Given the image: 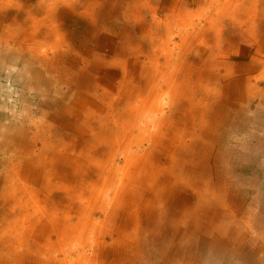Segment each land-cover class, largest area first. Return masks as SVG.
<instances>
[{"label":"bare ground","instance_id":"1","mask_svg":"<svg viewBox=\"0 0 264 264\" xmlns=\"http://www.w3.org/2000/svg\"><path fill=\"white\" fill-rule=\"evenodd\" d=\"M2 1L6 3L7 0ZM102 1V4L106 6L100 11L98 9V6L101 5L100 0H39L34 7H28V11L33 10L37 14H44V17L39 20L37 16L30 14L26 19L32 21L31 26H29L33 31L31 35L44 31L39 34L40 36H45L47 40L43 41L37 37H28L30 38L28 40L34 41L32 45L29 44L30 42L27 39L25 40L27 36H24V38L20 37L19 31L23 29L24 25H18L19 31H16V26H14L16 32H13L11 28H3L4 34L3 36L1 35V38H4L5 41L12 38L14 42L23 48V51H25L24 48L26 47V52H30V55L34 56L40 64L44 65L43 68L51 73V77L47 80L43 76L42 68L40 71H35L31 84L36 89H39L41 82L45 81L50 90L53 87V83H59L60 78L67 85L63 74L71 70L72 75L76 74L77 77L73 79V82L69 83L78 90L75 91L74 95L78 93L81 98L79 97L80 99L75 100L72 91L68 93L64 89L62 94L68 96L66 98L70 102L60 105V108L59 103H57L55 107L69 117L58 116L54 113L55 111L51 114L45 113L44 120L51 118V121L58 122L62 127L54 126L57 129L54 130V127L48 123L47 128L50 130L51 136L48 135L49 138H42L36 133V137L33 140L34 144L41 141L44 148H54V156H59L62 161L65 158L69 164H73V166L69 165L67 168L69 170H59L58 167L56 168L53 165L48 168L47 172L45 171V175H47L44 184L45 193L49 190L61 189L65 194L62 192L63 194L55 195L53 197L54 201L52 200L53 205H50L47 194L44 195V199H40L42 195L40 186L28 191L26 190L28 189V180L22 181V179L18 180L14 177L18 173L16 167H12L11 176L7 178L8 183L0 190V204L2 201L1 209L4 212V217L0 223V264H135L137 260L141 259V253H143L138 244L140 235L142 233L148 234L147 230L150 225L148 219L152 214H155L154 211L162 208L159 213L165 214L166 211L170 212L172 208L177 210L184 208V211H182L183 216H181L182 221L185 222V219H188L187 223H189L191 217H196L197 219V217L204 215L207 216L205 218L209 219L211 223L214 217L210 216L208 212L215 214L219 211L214 210L212 212L209 203H214L215 206H217L216 203L218 206H225L227 201L230 200L225 198L223 203L222 201L219 202V199L217 200L219 197L214 196L215 194L219 196V194L214 192L210 194L208 191L212 186L207 185L201 190L197 188H201V185H206L208 182L207 178L211 173L209 165H212L211 159H215L216 156L213 150L217 146L214 143H222L223 141L222 144H224V139L226 140V137L230 138L228 134L226 136L223 133L224 131H222L225 127V131H227L230 127L229 123H232L233 114L229 115L228 104L230 105L233 98H235L236 100L241 99L245 104L253 105L250 104L252 102L250 91L245 90L243 92L241 86L240 91L239 88L231 90L228 85H226V91L225 87L224 89H217L216 87L210 89L208 85L211 80L207 78V86H205V91H203L202 95L203 100H199L201 102L206 101V106L203 112L199 113V110L195 109L194 112L197 111L196 115L194 112L190 114V117L194 119L199 114L197 118L199 121L198 123L194 122L193 128L198 127L195 132L192 130L186 133L189 137H186L182 132H175L178 129L187 130V128L185 126V128H181L182 119L177 114L175 115L173 102L168 105L163 101L164 97L169 94L174 102L178 101L181 96L175 90L177 84H175L173 79L175 73H178V69L174 68L176 67L175 64H170L176 59L175 53H179L177 57H180L181 63L184 64L187 59H185L183 53L188 50L192 51L198 41H200L198 46L203 45V43L207 45L205 42L206 34L216 30L217 33L210 38L209 52L206 55L212 56L217 52V57L220 59L219 62H222L221 58L225 56L222 54L225 51L223 43L228 32L226 28L236 29L238 32L239 27L236 25L245 23L246 28L242 30V37L256 40L257 21L258 19L260 21L264 20V1L251 0L253 8L250 6L251 8L248 9L246 4H251L250 0H221L220 2L214 0L217 2L210 5L209 12H206L207 15L193 29L195 33L192 34V32L188 31L184 34L182 32L184 35L181 37L182 41L180 43L173 41L169 37L170 35L167 36L165 34L163 36L161 33L164 19H160L161 17L156 19L155 14L158 9H154V4H150L152 0H124L123 3H121L123 0ZM241 2L243 6L239 7ZM64 4L68 5L71 11H74L73 13L76 12L87 16L91 21L89 22L91 23L90 30L86 31L85 35L81 37L83 39L80 42H75L71 38L66 41L59 32L60 29L53 15ZM215 4L217 8L214 10L212 7ZM80 6L82 10H80ZM123 6H125L124 9ZM143 8L145 10L150 9V12L154 15L153 23L148 21V23L141 24L145 21L142 17L140 18V11ZM174 10L175 7L172 11L174 12ZM120 13L122 14L120 15ZM115 16H122L126 20L123 27L125 28L124 31L122 29L121 32H117V35L126 38V42H119L113 37L118 27L112 26L115 22L110 18ZM167 19L166 27L169 29L171 22L175 23L176 21L171 18ZM243 19H246V21H240ZM48 20L51 21L49 24ZM134 21L139 26L136 24L132 25L135 23ZM45 22H47L46 25H49L48 30L41 27ZM224 22L226 23L224 24ZM228 23H231L229 27ZM119 27L121 28L120 25ZM136 28H139L137 29L138 31ZM140 30L144 31L145 34L141 33L138 36L137 33ZM24 32L27 33V29H24ZM126 32L127 34H125ZM102 33L105 34L101 35ZM137 37L148 41L149 48L145 53L140 50V44L138 45L136 42ZM195 39L197 41H194ZM227 41L234 42V38L232 37ZM89 42H93V45H91L92 43L89 44ZM233 42H226L225 44L232 45ZM78 43H80L79 47L84 52H80L77 49L75 45ZM213 44L216 52L211 48ZM139 53H143L142 56L144 58L140 63V69H142L140 70L142 71L139 76L140 79L137 80L135 77V82V78L133 79L131 75L129 76L127 70L128 68L134 69V66L132 68L128 67V56ZM89 56L94 58L90 60ZM135 61H137V57ZM189 62L190 66L187 67L189 72L191 73V69L196 71V67L193 69L191 61ZM59 63H61L60 70L57 67ZM223 63H225L224 60ZM117 66L123 68L121 76L125 81L123 86L120 85L118 87V90H123L120 98H124V100L120 101L121 103H117L114 98V92L117 88L112 81L114 79L113 75L111 74L103 83L101 77L98 76L106 68ZM214 67L218 69V65ZM79 70L85 73H79ZM134 72L131 71L132 74ZM201 75L199 74L200 81L198 82L204 86ZM164 78H166L165 81ZM236 80L232 79L231 82H238ZM102 84L105 85L106 89L103 90L101 88ZM220 93L224 95L222 100L217 99ZM204 94L208 95V97H204ZM213 95H216L215 99L210 100ZM215 104L218 105V108L214 107ZM121 105L123 107L126 105L122 112L120 111ZM166 106H169V112L166 111ZM230 107L237 108V111H235L236 115L243 110L241 112L243 114L238 115L239 121L242 117L249 119L246 115L250 114V111H245L244 108L240 110L238 105L233 106L231 104ZM153 110L157 111L158 114H151ZM258 113L261 118L263 113L260 111ZM186 115L188 117L189 114ZM93 119L95 124L98 123L103 130H98L92 136L91 133L85 135L86 128L91 122L93 123ZM139 119L142 121L141 124H138ZM170 119H174V123L168 122ZM251 119L253 121L252 116ZM176 123L179 127L176 128L175 126L174 133L172 132L173 137L171 138H173V142L171 147L175 146V149L172 150L170 146H165V140L171 131L172 125ZM61 128L62 130H60ZM87 130L89 131V129ZM135 130H138L137 133H135ZM94 131L95 129L90 130L92 133ZM243 132L246 134L245 131ZM6 141L8 140L6 139ZM76 141H78V145L86 146V150L84 148L75 157L65 153V150L73 148ZM146 141L150 143L147 148L145 146ZM176 141H179V144L186 148L184 153L179 152ZM33 142H26L22 137L18 139L19 147L22 148V151L28 153H30ZM97 144L100 145L96 146ZM104 146L107 151L101 149ZM122 148L125 149L123 165L116 161L119 158L117 151ZM162 148L167 150L163 155L165 156L163 159H161L162 157L158 158L160 156L158 155L159 152H157ZM92 149L94 150L93 154ZM101 153H105L107 160L96 161L102 155ZM250 154L252 153L250 152ZM42 155L43 152L41 151L38 159H42ZM46 158L47 155L44 156V160ZM164 160L167 162L165 163L167 166H161L162 168L154 167V163L165 165ZM149 161L151 162V168L146 169L142 166V164H147ZM134 163L137 166L136 170L133 171L131 168ZM93 164L99 169L98 173L102 177L95 183L93 180L86 182L84 180L87 177H85L84 172L91 170ZM75 169H78V171ZM42 170L39 166L32 170H27L25 172L27 174L26 177H33L36 181H39ZM81 170L82 172H79ZM121 173L123 175L120 176ZM182 186L197 190L195 191L196 197L193 200L195 201L193 207L187 208V201L183 198L176 199V194L182 189ZM209 198L210 201L208 202ZM144 200L149 202L144 204ZM167 204L169 208H172L165 210L164 208L167 207ZM146 205H152L155 208L151 213L150 211L145 212ZM187 227L186 232L194 234L199 239L200 245L193 240L188 242L186 246L181 243L182 245H179V254H177L175 246L171 245L170 251H167L164 256V264H201L197 259H194L195 253L190 248L198 249L197 245H199L203 247H199V249L204 251L207 247L204 246V243H207L202 233L208 234L211 226L200 225L199 228H196L188 224ZM167 236L170 237L171 234L167 232ZM106 248H110V250L106 251ZM2 256H6V259L1 258ZM221 256L225 255L222 253ZM104 258L108 260L106 261ZM146 258L148 257L146 256Z\"/></svg>","mask_w":264,"mask_h":264},{"label":"rangeland","instance_id":"2","mask_svg":"<svg viewBox=\"0 0 264 264\" xmlns=\"http://www.w3.org/2000/svg\"><path fill=\"white\" fill-rule=\"evenodd\" d=\"M38 1L39 0H7L6 3H4L2 0H0V23L2 22L0 24V30H1L0 31V162H1L0 190L3 188V186L6 185V183H8L7 178L11 176L12 167H16L18 173L14 177L18 180L22 179V181L28 180L27 182L28 189L26 190L32 191L40 186L42 193L40 199L42 198L44 199V195L47 194L50 205L51 204L53 205V201H54L53 197L55 195L61 194L64 191H62L61 189H53V191L49 190L47 191V193H45L46 191L44 189V184H45V180L47 179V175L45 174L48 168H50L53 165L56 168L58 167L59 170H64V169L69 170L67 168L69 167V165L73 166V164H69V162L65 160V158H63L62 161L61 159H59V156L57 155L54 156L53 155L55 154L54 148H48V149L44 148L43 147L44 145L42 144L41 141H39L37 144H34L33 140L36 137V133H38L39 134L38 136L42 138L44 137L47 138L48 135L51 136L50 135L51 132L47 128L48 123H50L52 127L54 126L62 127L61 124H59L58 122L53 120L51 121V118L44 120L43 118L45 116V113L51 114L53 113V111H55L54 113H56V115L58 116H62L66 118L69 117L67 114H63L62 112H60L59 108L61 107L60 105L62 104L64 105L70 102V100L66 98L68 96L62 94L64 93V89L68 91V93L69 91H72L73 95L75 91H78L77 89H75V87H72L71 84L69 83V82H73V79H75L77 76L76 74L72 75L71 70L70 71L68 70L63 74V77L67 85H65L63 79L60 78L59 83L58 84L53 83V87H51L50 90H49V86L47 87V85L45 84L46 83L45 81H42L40 88L36 89L33 86V84H31L35 76V71L36 70L40 71L42 68L41 71L44 72L43 76L47 80L51 77V73H49L48 70L44 69L43 68L44 65L40 64L34 56L30 55L31 54L30 52H26L27 49L26 47L24 48L25 51H23V48H21V46L18 45V43L14 42L12 38L10 40L6 39V41L4 38H1V35L3 36L4 34L3 28H11L13 32H16L19 31L18 25L20 24V25H24L23 29L19 31L20 37L24 38V36H27L25 40L27 39V41L30 42L29 44L32 45L34 43V41L28 40L32 37H37L38 39H42L43 41L47 40L45 36L43 35L40 36L39 34V33H43L44 31L39 33H34L33 35H31L33 31L32 28H30L29 26H31L32 21L26 19L28 16H30V14L37 16L39 20L44 17V14L41 13L37 14L33 10L28 11V7H32V6L34 7ZM220 1L221 0H218V2ZM100 2L101 5L98 6V9L101 11V9L104 8L106 5L102 4L103 2L102 0H100ZM123 2L124 0L121 3ZM216 2L217 1L214 0H177V1L152 0L150 4L152 5L154 4L153 6L154 9L156 8L158 9L157 13L155 14L156 19L160 17H161L160 19H164V23L162 26L163 30H161L163 36H165V34H167V36L170 35L169 37H171L173 41L180 43L182 41L181 37L185 33H187L188 31L192 32V34L195 33L194 32L195 30L193 29H195L197 24L204 18L205 15H207V13L209 12L210 5ZM239 5H240L239 7H242L243 6L242 2ZM246 6L248 7V9H250L251 7L253 8L252 2L251 4L250 3L248 5L246 4ZM60 7L61 8L58 9V12L54 13L53 17L58 24V27L60 29L59 32L61 36H63L62 38H64V40L66 41L70 38L75 42L82 41L83 38L81 37L84 36L86 31H89L91 28V23H89L91 21L89 20V17L83 16L76 12L73 13L74 11L73 10L71 11L69 6L66 4L61 5ZM124 7L125 6H123V9ZM174 7L175 10L173 12L172 9ZM212 8L215 10L217 8L216 4ZM143 9H141L140 11L141 12L140 18L142 17L143 20L145 21H143L141 24L148 23V21L153 23L152 19L154 15L150 12V9L148 10H145V8ZM80 10H82V7ZM121 14L122 13H120V15ZM167 18H171L174 21H176L175 23L171 22L170 25L171 29L170 28L167 29L166 27V24L168 22ZM227 18L226 20H228ZM110 19H112V21L115 22L112 26L118 27L116 29V33L113 34V37L117 39V41L119 42L121 41L126 42L125 41L126 38L117 35V32L119 31L121 32L122 29L124 31L125 28L123 27L125 25L126 20H124L122 16H115ZM244 20L246 21V19L240 21H244ZM50 22L51 21L48 20V24ZM225 23L226 22H224V24ZM46 24L47 22H45L44 25H42L41 27H44L45 29L48 30L49 25ZM135 24L139 26L137 22L133 23L132 25ZM191 24L194 25V27H192ZM119 25L121 26V28L119 27ZM230 25L231 23H228V27ZM14 26H16V31ZM236 26L239 27L238 32L236 29L233 30L232 28L231 29L226 28L228 29V32L225 41L223 40L224 41L223 46H225L223 49H225V51L222 54H224L225 56L221 58L222 62H219L220 59L217 57L218 53L215 50L214 44H213L214 46L211 45V48H213L216 53H214L212 56L206 55L209 52V44L211 43L210 38L211 36L217 33L216 30L210 31L208 34H206L205 42L207 43V45L203 43V45L198 46L200 42L198 41L197 43H195L196 46L194 45L195 48H193L192 51L188 50L183 53L185 59H187L185 60L187 62H185L184 64L181 63L182 62L180 61L181 58L177 57L179 53H175L176 59L175 61L171 60L172 62L170 64L172 63L175 64L176 67L174 68L178 69L179 74L175 71L176 73L173 76V79L175 84H177L175 90L178 93H180L181 96L178 98V101L174 102L171 99L172 96L168 93L169 95H166L163 101L168 105L172 104L173 102L174 105L173 110L175 111V115L177 114L182 119L181 128H185V127L187 128V130L178 129L175 132H182L186 137H189V135H187L186 133L192 130L195 132L196 128L198 127L196 126L193 128V126L195 125L194 122L198 123L199 121L197 120L199 114L197 115L196 119L191 118L190 114L193 113L195 109H198L199 113L203 112V109H205L206 106L205 104L206 101L201 102L199 100L200 99L203 100L202 95H203V91H205L204 90L205 86H207V80H206L207 78L211 80L209 81L211 85L210 84L208 85L210 86V89L212 87H216L217 89L218 88L224 89L225 87V91H226V85H228V87L231 90H235V88L236 89L239 88L240 91L241 90L240 86H241L243 92L245 90L250 91L251 93L250 97L252 98L251 99L252 102L250 104L253 105L245 104L241 99L236 100L235 98H233L231 103L233 104V106L238 105V108L240 107L239 108L240 110L241 108H244L245 111L246 110L250 111V114L246 115L249 119L247 118L245 119L244 117H242V119H240L239 121L238 115H242L243 113L241 114V112H243V110H241L240 113L236 115L237 113L235 111H237V108L235 107L231 108L230 107L231 104L230 105L228 104L229 106L228 112H230L229 115L231 113L233 114L231 119L232 123H229L230 127L227 131H225L226 127L223 128L222 131H224L223 133H225L226 136L228 134L230 138L226 137V140L224 139V144H222L223 141L222 143H214V145L217 146L216 149L213 150L216 153V156L215 159H211L212 165H209L211 173L210 175H208L207 178L208 181L207 183H209L210 181L211 182L209 184L206 183V185H201V188L200 187L197 188L201 190L205 188L207 185L212 186L208 191L210 192V194L212 192L218 193L219 196H217L216 194L214 196L219 197L217 198V200L219 199V202L222 201L223 203V200L225 198H229L230 200L227 201L225 206L223 205L218 206L217 203H216L217 206H215L214 203L211 204L209 203L212 212H214V210L217 212L219 211L218 213L215 214L208 212L210 216L214 217V220L211 221V223L209 219L205 218L207 216L204 215H202L201 217H197V219L196 217L195 218L191 217L192 220L190 219L189 223H187L188 219H185V222L182 221L181 216H183L182 211H184L183 210L184 208L177 210L176 208L170 207L172 208L170 212L166 211L165 214L159 213V211L162 210V208L161 209L156 208L157 209L156 211L158 212L154 211L155 214H152V216H150L148 219L150 221V225L147 230L148 234L142 233L140 235L138 244L140 245L141 250H143L142 251L143 253H141L142 254L141 255L142 257H140L141 259L137 260L135 264H164V256L167 251H170L171 245H173V247L175 246L174 248H176L177 254H179L178 253L179 245H182L181 243H184L186 246L188 242L193 240L197 242V244H199V239L196 238L194 234L192 235L186 232V229L188 228L187 227L188 224L189 226H195L196 228H199L200 225H204L207 227H209V225L211 226L210 232L208 234H204V232L202 233L207 243V244L204 243V246H207L204 249V251H201L199 249V247H201L199 246L200 244L197 245V248L199 250L196 248L194 249L190 248V250H193L194 253L196 254V255L194 254V259H197L199 263L201 262V264H264V20L260 21V19H258L257 21L256 40H254V38L244 39L242 37V30L243 28H246L245 23L243 24L238 23ZM24 29H27V33L24 32ZM137 29L139 28H136V30ZM141 33L145 34L144 31L140 30L137 33V35L139 36ZM104 34L105 33H102L101 35ZM125 34H127V32ZM232 37L234 38V42L227 41ZM140 38L141 37H137L136 42L138 45L140 44V50L143 53H145L149 48V44L148 41H146L145 39L143 40V38L141 39ZM194 41H197V39H195ZM226 42L228 43L233 42V43L232 45L230 44L226 45L225 44ZM90 43H92L91 45H93V42H89V44ZM79 45L80 43H78L75 46L80 52H84L80 49ZM203 48L204 49L207 48V49L205 52L202 53V51L204 50ZM143 53L142 54L139 53L136 55L132 54L128 56L129 59L128 67L132 68L134 66L133 67L134 69H130V68L128 69L126 68V69L128 70L129 76L131 75L133 79L135 77L137 78V80L140 79L139 76L142 72L140 71L142 70L140 69L141 68L140 63L141 61H143L144 58L142 56ZM104 55L106 56V54ZM136 57H137V61H135ZM88 58L92 60L94 57L89 56ZM223 60L225 63H223ZM189 61H191L192 63L191 66H193V69L196 67V71L194 70L192 71L191 69V73L189 72V70L187 69V67L190 66ZM60 65L61 63L57 64L59 70L61 69ZM217 65H218L217 67L218 69H215L214 66ZM131 71L133 72L135 71L134 72L135 74L134 73L132 74ZM78 72L82 74L85 73L82 70H79ZM122 72H123V68L121 66H117V67L106 68L104 72H101L98 75L99 77H101L102 83L105 80H107L111 74L113 75L114 79H112V81L115 83V86L117 88L114 92V96H115L114 98L115 101H117V103H121L120 101L124 100V98L123 99L120 98L122 97L123 90L122 91L118 90V87L120 85L123 86V84H125V81L121 76ZM201 73H203V75H201ZM199 74L202 76L203 79L202 83L204 84V86L200 85L199 84L200 82H198L200 81ZM136 78L134 79L135 82H136ZM232 79L234 80L238 79L236 80L238 82L235 81L231 82ZM165 80L166 78H164V81ZM101 88L103 90L106 89L104 84H102ZM215 96L216 95H213L210 98V100L215 99ZM79 97L81 98V96L77 93L74 95L73 98L76 100V99H80ZM204 97L207 98L208 95L206 96L204 94ZM223 97H224L223 93H220L218 94L217 99L222 100ZM236 101H239L240 103ZM57 103H59V108L55 107ZM125 106L126 105H124L123 107V105H121V110H120L121 112L122 110H124ZM217 106H218L217 104L214 105L215 108H218ZM166 107H167L166 111L169 112L170 111L169 106ZM259 111L263 113V116H261V118L259 117L260 116L258 113ZM196 113L197 111L194 112L195 115ZM151 114H158V112L153 110ZM186 114H189L188 117ZM249 115L253 117V121L251 119V116ZM174 119H170V121L168 122L174 123ZM141 123L142 121L139 119L138 124ZM177 123L172 125L171 131L169 135L166 136L167 139L165 140L166 143L165 146H170V149L172 150L175 149V146L173 145V147H171L173 142V138L171 137H173L172 132L174 130V127L175 126L176 128L179 127ZM55 127L54 130H57ZM87 129H89V131ZM93 129H95V131L93 133L90 132V130L92 131ZM60 130H62V128ZM98 130H103V129L100 127V125H98V123L95 124V121L93 119V123L91 122L88 125V128H86L85 135H89L91 133L92 136L93 134L97 133ZM137 131L138 130H135V133H137ZM243 131H245L246 134ZM19 137H22L26 142L29 143L33 142V145L31 146L30 149V153L22 151V148L19 147L18 144ZM3 139L5 141L7 139L8 141L5 142ZM69 140L73 141L72 139ZM77 142L78 141L75 142V145L73 146L72 149L65 150V153H67L68 155L71 154L75 157L78 156L79 153L84 148L86 150V146L84 147L82 145H78ZM176 142L175 144L177 145V149L179 150V152L184 153L186 151V148L184 146H181L179 144V141ZM99 145L100 144H97L96 146ZM145 146L146 148L150 146L149 141L145 142ZM93 149H92V154L94 151ZM101 149L102 150L105 149V146ZM124 150L125 149L122 148L121 150L117 151L119 154V158L116 161L119 162L121 165L124 164V154H125ZM41 151L43 152V155L41 157L42 159H38V155H40ZM105 151H107V149H105ZM166 151L167 150L165 148L159 149L157 152H159L158 155L160 157L158 158L162 157L161 159H163V157H165L163 155L164 153H166ZM250 152L252 154H250ZM7 153L8 155H6ZM104 154H102L99 158H97L96 161L107 160L106 159L107 157ZM220 154H222V156H220ZM45 155H47L46 160H44ZM165 163L167 162H165L164 160V164ZM147 164H142V166H144L146 169L151 168V162L149 161L147 162ZM37 166L43 169L41 171L42 173L40 180L36 181L33 177H26L27 174L25 172L27 170H32ZM136 166L137 164L134 163L132 167L133 169L131 168V170L133 171L136 170ZM161 166L164 167L167 165L154 163L155 168L157 167L162 168ZM75 170L78 171V169ZM98 171L99 169H97V167L93 164L91 170H89L88 172H84L85 177H87V179L84 181L88 182L90 180H93L95 183L96 181L100 180L99 178H101L102 175L99 174ZM79 172H82V170ZM143 172L145 173V171ZM121 175H123V173H121L120 176ZM195 191L197 190H194L190 187L182 186V189H180V191L176 194V199L179 200L183 198L185 201H187L188 204L187 208L190 206L193 207L195 202L193 200L196 197ZM209 201L210 198L208 199V202ZM148 202L147 200H144V204ZM168 206L169 205L167 204V207L164 209L169 210L170 208ZM1 208H2V201L0 204V223L4 217L3 215L4 212L3 209ZM154 208L155 207H153L152 205H146L145 212L150 211L151 213ZM234 209L235 211H233ZM167 232L171 234L170 237L167 236ZM190 232L192 231L190 230ZM105 250L109 251L110 248H106ZM148 251L149 253H147ZM221 252L225 256H221L222 255ZM146 256L148 258H146ZM1 258L5 260L6 256H2ZM104 260L107 261L108 259L104 258Z\"/></svg>","mask_w":264,"mask_h":264}]
</instances>
